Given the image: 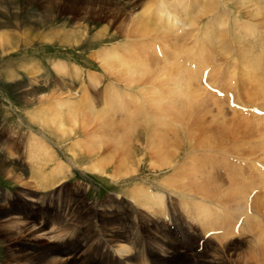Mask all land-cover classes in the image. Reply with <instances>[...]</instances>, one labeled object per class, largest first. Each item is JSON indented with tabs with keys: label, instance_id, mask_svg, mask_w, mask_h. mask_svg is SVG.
<instances>
[{
	"label": "bare ground",
	"instance_id": "1",
	"mask_svg": "<svg viewBox=\"0 0 264 264\" xmlns=\"http://www.w3.org/2000/svg\"><path fill=\"white\" fill-rule=\"evenodd\" d=\"M250 1L253 10L246 12L248 22L247 20L246 24L243 22L247 25L244 28L246 33L238 38L236 32L231 29L232 19L227 18L232 13L236 14L225 0H190L189 10H186L189 0H158L157 8L144 7L142 13L148 15L147 19H152L153 22L145 20L141 22L135 19L137 25L134 27V32L130 33L140 40L146 36L149 40L147 44H141L140 48L131 52L132 50L127 47V42L131 38L127 36L129 40L127 38L128 41L123 44L126 48L122 50L123 53L118 50L119 45L116 51L107 48L96 53L105 73L115 79L105 85L107 91L104 93L113 100V102L105 101V105L111 110L109 112L100 109L101 111L93 115L90 107L82 111L85 106L84 100L81 103V100L76 99L75 96L72 98L73 95L70 93L65 101L57 102L56 98L66 93L60 90L51 95L52 91L48 92L49 94L38 95V92L34 94L40 107L46 111L54 107L49 105V100L55 101L57 105L55 107L58 118L55 117L56 120L52 119L53 121L46 120L43 127H57L56 131L60 134L61 140L66 135L67 137L76 135L79 138L74 140L69 148V152H72L71 160L93 158L85 168L110 177L114 182L120 179L133 181L132 179L136 178L145 165L151 172L156 174L168 172L169 175L158 181L156 185L148 184L149 181L146 179L138 183L132 182L128 193L132 195L137 205L126 200L111 198L99 204V207L93 203V205L84 203L80 209L78 204L74 206L76 200H71L72 204L60 202L66 191L64 188L56 189L53 192L60 197L57 204L60 217L54 218L53 222L47 217L50 202H46V212L39 203L33 204L38 200L43 201V195L22 190L20 194L8 192L6 197L5 192L1 191L0 197L3 202L0 200V235L5 233L3 237L10 242L7 251L10 253L6 259H3L4 264H83L86 257L82 254L89 250L91 252L93 246L96 247L93 245L94 242H89L90 240L98 241L97 248L101 252L102 248L105 249L101 256L107 258L103 261H108V264H228L224 252L235 249L229 253L233 254L237 246L232 239L229 242L225 240L235 235L238 237L240 232L250 233L249 240L254 242L253 244L249 242L252 245L248 249L250 260L254 264H264V170L262 167L264 166V120L261 115L253 112L243 116L232 110V107L228 110L224 100L207 90L199 78V69L204 63L205 68H209L207 77L210 80L220 74L226 66L225 73L231 72L241 82V88L245 90V97H242V100L249 106H254L253 101L258 100L259 96V92L255 90L257 87L255 80L264 92V0ZM227 2L236 4L237 13L245 9V0ZM28 3L42 4L36 0H28ZM44 4H48L45 10H49L47 15L50 14L54 22L58 17L54 14L61 11L69 12L72 14L71 17L77 19L76 15L90 16L94 11H99L100 15L107 8L109 10L117 8V13L122 12L118 1L115 0H47ZM220 6L227 12V16L223 15L221 10V15L212 20L215 25L222 18L227 28L221 30L222 32H218L219 30L214 32L216 30H212L213 25H207L202 29L198 24V33L202 32L200 38L197 37L198 33L192 32L187 36L188 31H185L188 39L186 41L183 36L178 35L177 38L181 43L179 48L175 46L177 50L175 52L178 53H175V56L178 57L180 53L179 56L184 54L189 59L192 53L195 54L194 60L185 59L187 62L183 59L184 56L180 57L181 59L177 58L181 62L178 64L171 56L174 50L173 44L178 45V41L173 42L170 33L179 30L178 22L180 25L182 22L186 29L194 27L199 20L206 23L207 21L201 19L210 17ZM162 13H165L166 17L161 23L154 15L158 16ZM159 17L161 20V16ZM81 36L82 34L79 33L73 42L64 40L63 44H79L84 41L83 38L80 40ZM4 41V36H0V43ZM155 41L162 45L165 51L164 58L156 54V49L159 48L154 49ZM213 54H220L224 61L220 63L222 60L220 59L215 62ZM229 58L235 60L232 61L233 65ZM237 59L240 66L235 65ZM53 66L58 75H62L60 78H70L72 81L78 79V72L81 70L76 65L70 69L67 66L64 68L61 61ZM31 67L29 68L32 71L31 75L34 76L32 82L34 84L39 82L38 70ZM99 77L95 76L94 85L98 86ZM230 87L225 91L234 89L233 85ZM35 89L36 87H30L28 94H32ZM109 91L114 93L110 95ZM135 93L146 95L147 100L142 99L139 105L134 106ZM87 95L88 92L82 91L83 98ZM125 95L129 97L122 98ZM62 106L69 110L68 115L71 120L68 121L72 122L69 123L72 124L71 128H66L63 122L65 116L62 118ZM80 117L84 118V125L82 121L77 122ZM77 123L80 124V128H75ZM91 124H94L93 128H90ZM77 129L84 137L79 136V133L76 134ZM115 133H117L116 137ZM2 137L3 135H0L1 143ZM237 139L239 143L234 148L230 147V143ZM32 140L28 159L32 164L35 163L33 166L38 173V181L35 185L51 187L50 190H54L59 186L61 176H67L73 162L65 163L59 152L37 137L33 136ZM208 145H214L211 153L200 154V151ZM2 147L6 150L9 145L4 142ZM236 153L244 157V161L235 160V162L239 161V167L231 163ZM56 159H61V162H57ZM50 162L56 163V166L45 172L44 168ZM0 173L4 176L14 173V169H8L7 163L1 157ZM243 179L248 181L245 182ZM172 193L181 196L180 202L185 206L184 200L191 201L194 214L199 221H202L203 225L198 221L200 226L206 232L211 231L216 235L207 242L204 240L198 242L199 238L197 239L195 230L185 222V219L180 218L178 201L175 202L174 198L170 197ZM9 198L14 200L11 201ZM5 201L7 203L3 204ZM59 203H64V209L59 207ZM204 203H213L216 208L222 205L228 208H225L227 210H224V216L221 214L223 218H220L213 205H210L211 211L203 209ZM138 204L149 211L146 212ZM181 207L183 208V205ZM168 212L171 214L169 218H179V224L186 235L185 242L196 241V244H193L194 249L193 246L185 249V245L180 242H183L182 238H179V241L177 237L167 234L164 228L167 222L163 215ZM43 214L47 216L44 217ZM82 216L86 224L90 223V225L85 226L87 233L84 234L82 230L83 237L82 240L80 239L82 242L77 247L74 240L68 239V236L71 232L77 231L74 227L79 224L78 220H81ZM206 217H209L207 222L204 221ZM219 219L223 221L219 223ZM237 220L240 221L238 226H236ZM126 221H131V224H125ZM216 230L219 232L214 233ZM138 233L149 236L146 250L144 237H136ZM216 241L218 244H212ZM221 245L225 249L222 250Z\"/></svg>",
	"mask_w": 264,
	"mask_h": 264
},
{
	"label": "rangeland",
	"instance_id": "2",
	"mask_svg": "<svg viewBox=\"0 0 264 264\" xmlns=\"http://www.w3.org/2000/svg\"><path fill=\"white\" fill-rule=\"evenodd\" d=\"M36 1L39 3H42L43 5L37 4V3L29 5L28 0H0V36H4V40H5L3 43L2 42L0 43V135H3V137L1 138L2 143L0 142V157L2 158L3 161L7 163L8 169H14V173H9L8 174L9 176L8 175L4 176L3 174L0 173V192L4 191L5 192L4 196H8V194H6L9 192L8 190L13 191V193L9 192L10 194H14V193L20 194V192L23 190V191H33L36 193V195L42 196L43 193H39L37 191H44L49 194L52 191H55L56 189L64 188L66 192L62 195L60 202L64 201L65 203L69 202L70 204H72L71 200H76V198H78L79 196H82L83 193L86 192L87 196L84 197L83 203L79 198L77 199L78 201L77 204L79 205L80 209H82V206L84 203H88V204L93 203L95 206L99 207V204H101L102 202L108 201L111 198L120 199L121 197L122 199L119 201L126 200L128 202L131 201L132 204L133 203L135 204V201L133 200L132 195L128 193V188L131 187L132 182L138 183L142 181L143 179H146L147 181H149L148 184L156 185L157 183H159L158 181L163 179L165 176L169 175V173L162 172L160 174H156L154 172L149 171L147 165L145 166L143 165L144 167L141 168L140 173L136 176V178L134 177L132 179L133 181L130 182L127 180L120 179L119 181L114 182L110 177H107L100 173L90 171L85 168V166H88L89 162L93 158L86 159V160H80V159L71 160L72 152H69V148L73 145V143L77 139H79L76 135H70L69 137H67L66 135L64 137L65 139L63 138L61 140L59 137L60 134L56 131L57 127L52 126V128H46V127H43V125H45L46 120L53 121V120H56V118H58L56 117L57 111H56L55 106L57 105L55 104L56 103L55 101L57 102L65 101L66 96H69V93L70 95H73L72 98L76 97V99H80L81 103H83L82 100H84L85 106L84 108H82L83 109L82 111H84V109H87L89 107L91 108L93 115H95L97 111L99 112L101 110H104L105 112L111 111L110 109H108V106L105 105V101L107 102L111 100L113 102V100L110 98L108 94H107L108 97H106L107 95L106 93H104V91H107L105 88V85L109 84V82L112 80L115 81V79L113 77L111 78L107 73H105L106 71L104 68L101 67V63L100 61H98V55L96 53H98L99 51L102 52L103 49H107V48L115 49L116 51L117 50L116 48L118 45H119L118 50H120L121 53H123L122 50L126 49L123 46V44L127 42L129 38L131 39L127 42L128 45L127 44L126 45L128 49L132 50L131 52H135L136 48H140L141 44H145V43L147 44L149 40L146 36H143L140 40L132 36V33L130 32H134V27L137 25L135 23V19L141 22L146 21V20L144 21V18H147L148 15L143 14L142 10L144 7H155L156 6L155 0H133V1L115 0L116 2L118 1L119 7L122 8V12L120 11L119 13H117V8H111L110 10L107 8V9H104L100 15H99V11L98 12L94 11L92 15L90 16H86L85 14L84 16L80 15L79 17L78 15H76L78 19L76 17L74 18L71 17L72 14L69 12H63V11L56 12L54 15H58V17L56 18L55 22L52 20V17L50 14L47 15V12L49 10L48 11L45 10L46 5L48 4H44V3H46L47 0H36ZM218 1H222V0H218ZM225 1L228 4L229 8L231 9L233 8L232 10L234 11L236 15L232 13L231 16L229 15L227 16L226 15L227 12L224 9H222L220 6L215 11H213L214 14H211L210 17L209 16L205 17L207 18L205 20L207 21L206 23H202L199 20L194 27L186 29L184 28L185 26L181 21H180L181 25L178 22V26H180L179 30H176L177 32L175 33L174 32L170 33V37H172L171 40L173 42L178 41V45L173 44L174 50H173V53L171 54V56L176 60V62H178V64L181 63L179 60L181 59L180 57L184 56V54L183 55L181 54V56H179L180 55L179 53L178 57L175 56V53L177 52V50L175 49V46L176 48L177 46L179 48L180 46L179 44L181 43L180 42L181 40L179 41L178 38H175L176 35L177 36L179 35L181 37L183 36L186 41L187 40L186 34L187 36H189L191 32L193 34L198 33V29H197L198 24L200 27H202V29L203 28L205 29L207 25L208 26L213 25L214 28L212 27V30L213 31L216 30L214 32H217L218 30H219L218 32H222L221 30H225L227 28V25L222 20V18L220 22L215 25L212 20L216 16L221 15L220 14L221 10H223V15H226L228 19H232L231 29L233 32H236L237 38L238 36L242 37L245 35L246 30L244 31V28L245 26H247L245 25L246 24L245 21L247 20V17H248L246 12L253 10L251 1L245 0V6H244L245 9L242 10L243 12V13L241 12L242 14L235 12L236 4L232 2H227L228 0H225ZM135 3H137L136 6L133 5ZM190 6L191 4L189 0L187 4L188 9L186 10H189ZM159 16H161L162 18L161 20L159 19L160 18ZM154 17H156L157 20L161 21L162 23L165 20L166 14L162 13L158 16L154 15ZM205 18L201 20H204ZM17 19L19 22L16 21ZM236 22H238L239 24L236 25L235 24ZM243 22L245 24H243ZM185 31H189V32L185 34ZM79 33L82 34V36L80 37V40L81 38H83L84 39L83 42H80L79 44H76V45L63 44L64 40L65 42H73V40L77 37ZM129 33L130 35H128ZM201 33L202 32H200V34L198 33L199 35L197 34L198 38L201 37L202 35ZM190 43H193V41H190ZM160 45L161 44L155 41V44L153 45V47L154 49L155 47H158L159 49H156V54L159 57L164 58L165 56L163 55V52L165 51L163 50L162 45L161 46ZM196 45L198 44H195V46ZM194 55L195 54L192 53L189 59L186 58L185 56L183 57V59L184 60L187 59V61L194 60L193 59ZM218 55H219V58L222 60L216 58ZM218 55L213 54V60L215 62H218L217 60H220V63H221L222 61H224L223 56H221L220 54ZM177 58H180V59L178 60ZM58 61H61L63 63L64 68L65 66H67L68 69H70L71 67H74V65L79 66L82 71L80 70L78 72L79 73L78 79H75V81H72V79L70 78H66V79L64 77L63 79L60 78L62 77V75H58L55 68H53L54 67L53 65ZM232 61H235V60L230 59V62L232 63L231 65L234 64ZM237 64L239 65L238 59L235 65ZM29 67L31 68L35 67L38 70V73H37V76L39 79V82H37L38 85L37 83L32 84V82H34L33 81L34 76L31 75L32 71ZM74 71L76 72L75 69ZM95 76H100L98 78V81H99L98 86L93 84ZM59 83L62 86H60ZM30 84L33 86V88L36 87L37 90L35 89V91L29 95L27 91L30 90V87H32ZM57 90H60L61 92L63 93L66 92V93H64L62 97L56 98V100L54 101L55 103L49 100L48 102L49 105L54 106V107H52L49 111H46L42 107H40V105L36 101L34 94L35 93L37 94V92H38V95L49 94L52 91L50 93L51 95L53 92ZM82 91L88 92V95L86 98H83ZM95 92H97L96 95H94ZM109 93L110 95H112L114 92L109 91ZM135 94H136V101L134 103V106L139 105L142 99L147 100L146 95H143V94L141 95L139 93H135ZM128 97L129 96L125 95L122 98H128ZM55 111L56 113H54ZM61 111H62L61 115H63L62 118L65 116L64 117L65 121L63 120V122L66 124V128H71L72 124H69V123H72V122L68 121V120H71L70 115H68L69 114L68 108L62 106ZM89 117H92V116L89 115ZM78 119L79 121L77 122L81 123L82 121L83 123L84 118L80 117ZM79 123H77V126H75V128H80ZM68 124L71 126H69ZM90 126H89L90 128H93L94 124H91ZM76 134L79 136L82 135L80 130L78 132V129L76 131ZM33 136L43 141L50 148H53L54 150L59 152V155H61V158L65 163L71 164V162H73V164L71 165L72 168L67 173V176L65 177L61 176L60 183L58 184L59 186H57V188H55L54 190L50 191L51 187L44 188L38 184L35 185L36 181H38V173L35 169L36 167L33 166L35 165V163L32 164L31 161L28 159V155H29L28 153L30 151V147H32L31 142L33 141L32 140ZM114 136L116 137L117 133H115ZM81 137H84V136L82 135ZM4 142H7L9 145V148L6 150L5 148L2 147V144ZM238 143H239L238 139L233 140L230 143V147L234 148V146ZM213 147L214 145L205 146L200 151V154H210ZM37 156H40V155L37 154ZM233 157L235 159L231 163L232 164L235 163L234 165L236 167L240 166L239 161L235 162L236 159L244 161L243 160L244 157L238 153H236ZM56 161L61 162V159H56ZM55 166H56V163L50 162L47 164V166H45L44 170L45 172H48ZM19 178L21 179V181ZM79 190H84V191L81 192ZM172 195L176 198L177 201L179 198L182 199V197L178 196L177 194L172 193ZM173 196H170V197L173 198ZM0 200H1V197H0ZM1 202H3V200H1ZM42 202L43 201L39 202L38 200V202L35 201L33 202V204L37 205L39 203L41 207ZM179 202L180 200L177 203ZM6 203L7 202L5 201V203L3 204H6ZM210 205H213L214 208L217 209V212H220L224 216V210L221 212L220 211L221 207L216 208V206L213 203L212 204L204 203L203 209L205 210L209 209L211 211L212 206ZM59 207L64 209V203H59ZM222 207L224 206L222 205ZM142 208L146 210V212L149 211L148 209L144 207ZM177 208L178 210H180L179 205ZM46 209H47L46 207L45 208L42 207V210L45 212L47 211ZM181 213H182L181 218L183 219L184 217L185 219L188 220L185 222L189 223L190 221L194 230L198 234H201L202 233L201 226L195 220H191V218L187 217L188 216L187 210L185 208H182ZM43 215L44 217L47 216L46 214H43ZM222 215L220 218H223ZM47 217H49L50 221L53 222L54 218L57 219L60 217L59 210H57L56 212H53L51 211V209H49ZM194 217H196L195 214H194ZM201 219H203V217H201ZM204 221L205 222L209 221V217H206ZM222 221H223L222 219H219V223H221ZM78 223L79 224L82 223L80 226L81 228L79 227V240L80 239L82 240L83 232L84 234L87 233L85 226L90 225V223L86 224L85 218L83 216L81 220L80 219L78 220ZM125 224H131V221L130 222L126 221ZM170 228L171 229L174 228L176 232L175 227L171 223H170ZM168 230H169L168 234H170L171 236H174L171 233V230L170 229ZM205 232L206 231L204 230V233ZM241 233H244V232H240V234ZM71 234L72 232L69 234V236ZM3 235H5V233L0 235V264H4L3 259H6L10 253V252H7L8 245L10 242L5 240V237H3ZM205 235H203L204 238H205ZM208 235L209 236H207L204 239L205 242L210 240L211 237H214L216 234L214 235L211 233ZM239 236L240 235H238V237H235V238L233 237V238H229L225 240L229 242L231 241L230 239H232L235 245L237 246V249L233 254H229V253H232L235 249L234 250L228 249L227 251L224 252L225 253L224 256L226 257V260H227L226 263L228 264H252L253 262L250 260L251 255L249 254V251H248V249H250L249 247L252 246L250 244L251 243V241L249 240L250 238L247 239L244 236L242 237H239ZM146 237L149 238L148 235ZM76 239H78V237ZM91 241L94 242L93 245L96 246V247L93 246L92 251L95 253V255L96 253L98 254V252H100V255H98L97 258H94L95 255H93L94 254L93 253L92 254L93 257H92L91 256L92 251L90 252V250L86 253H83L82 255L86 257V261L84 260L83 264H94L95 261H96L95 264L96 263L106 264V262L108 264V261H105V262L103 261L104 259H107V258H105V256L102 258L101 256L102 255L101 253H104L105 249L102 248V252H101V250L97 248L99 244L98 241L90 240L89 242L92 243ZM184 242H183V245H185ZM215 243H217V241L212 242V244H215ZM253 243L254 242H252V244ZM222 246L223 245H221V249L222 250L225 249ZM242 250L244 251L242 252ZM245 250H247L248 252ZM226 255H229L228 256L229 258ZM230 255H233V256H230Z\"/></svg>",
	"mask_w": 264,
	"mask_h": 264
}]
</instances>
